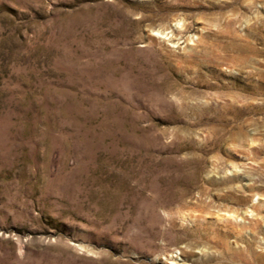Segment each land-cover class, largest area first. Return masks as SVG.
I'll list each match as a JSON object with an SVG mask.
<instances>
[{
    "label": "rangeland",
    "instance_id": "obj_1",
    "mask_svg": "<svg viewBox=\"0 0 264 264\" xmlns=\"http://www.w3.org/2000/svg\"><path fill=\"white\" fill-rule=\"evenodd\" d=\"M0 264H264V0H0Z\"/></svg>",
    "mask_w": 264,
    "mask_h": 264
}]
</instances>
